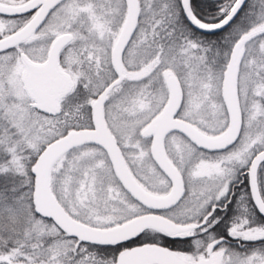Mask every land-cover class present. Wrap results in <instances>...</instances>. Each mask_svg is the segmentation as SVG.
Here are the masks:
<instances>
[{
  "label": "snow or ice",
  "instance_id": "6c2138e0",
  "mask_svg": "<svg viewBox=\"0 0 264 264\" xmlns=\"http://www.w3.org/2000/svg\"><path fill=\"white\" fill-rule=\"evenodd\" d=\"M0 264H264V0H0Z\"/></svg>",
  "mask_w": 264,
  "mask_h": 264
}]
</instances>
